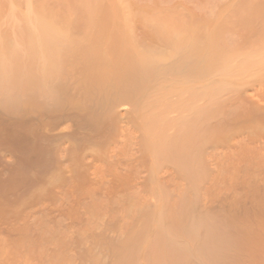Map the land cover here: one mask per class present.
Here are the masks:
<instances>
[{"label": "rangeland", "instance_id": "374dc122", "mask_svg": "<svg viewBox=\"0 0 264 264\" xmlns=\"http://www.w3.org/2000/svg\"><path fill=\"white\" fill-rule=\"evenodd\" d=\"M68 1L0 6V264H264V0Z\"/></svg>", "mask_w": 264, "mask_h": 264}, {"label": "bare ground", "instance_id": "6f19581e", "mask_svg": "<svg viewBox=\"0 0 264 264\" xmlns=\"http://www.w3.org/2000/svg\"><path fill=\"white\" fill-rule=\"evenodd\" d=\"M43 1H44V3H43ZM69 3H70V5H73V3H74V7L78 4H80L79 3V0H78V3H77V1L76 0H71V1H68ZM43 3V4H42ZM72 3V4H71ZM45 4V0H22V1H16V0H0V6H2V7H4V13H5V17H4V21H3V24L5 25H3L6 29H5V31L6 32H11L13 35L12 36H19V37H25V36H31V35H33V34H38L39 33V30H41V24H42V20H43V18H44V14H47L48 12H46L47 11V9H49V8H46L47 6H45L44 5ZM247 6V5H246ZM246 6H245V8H246ZM71 7V6H70ZM73 7V8H74ZM78 7V6H77ZM249 7V6H248ZM52 7H50V10H53V8L51 9ZM73 8L71 7V9L73 10ZM55 9V8H54ZM247 9V8H246ZM50 10H48L49 11V13L50 12H52V13H54L53 11H50ZM248 10V9H247ZM75 11V10H74ZM250 11V10H249ZM51 14V13H50ZM49 14V15H50ZM48 15V14H47ZM57 15H58V13H56V16L55 17H57ZM52 17V16H51ZM49 18H50V16H49ZM53 18H54V16H53ZM8 25V26H7ZM7 26V27H6ZM3 27V28H4ZM184 92V91H183ZM197 92V91H196ZM195 92V93H196ZM190 94H193L192 92L190 93ZM198 96H199V94H198ZM198 98V97H197ZM195 99V98H194ZM164 101V102H163ZM168 99H163L162 101H158V100H155V99H149L148 101H146L145 103H144V105L142 106V109H141V116H142V118L144 117V119H146L147 120V122H151V121H156V120H158L160 117H162L163 118V120H169L172 116H171V108H172V110L174 109V106L173 107H171L170 105H172L171 104V102L172 101H169ZM174 102V101H173ZM178 103V105H180L181 107H182V104L184 103H179V102H176V103H174L175 104V108H176V110L178 111H180V109H182V108H180L179 109V107H178V105H177V107H176V104ZM187 103H189V102H187ZM185 104V106H187V105H190L189 107H187L186 108V111L184 110L185 108H183L182 109V112L184 111V112H186V113H184V115L186 114H188L187 112H189V114H188V117H190V112L192 111L191 109L193 108V102H190L189 104ZM173 104V105H174ZM192 105V106H191ZM171 107V108H170ZM191 107V109H189ZM187 109H189V110H187ZM174 111L172 114H175L177 111ZM194 111V110H193ZM181 112V111H180ZM180 112H178L179 113V115H178V113L176 114V115H174V116H176L177 117V115H178V117H181V116H183L184 117V115H183V113L181 114ZM195 112V111H194ZM193 112V113H194ZM173 116V117H174ZM166 117V118H165ZM167 117L169 118V119H167ZM186 117V116H185ZM165 118V119H164ZM160 120V119H159ZM158 120V121H159ZM161 121V120H160ZM159 121V123L161 124V122L162 123H164V125H161V126H159L160 124L158 123V125L156 124V126H157V129H158V127L160 128V127H162V128H164V126H166L167 127V125L169 126V127H171L170 126V124H173V118L171 119V120H169V121H161L160 122ZM178 121V120H177ZM149 122V123H150ZM175 122V121H174ZM148 124V123H147ZM151 124V123H150ZM175 124V123H174ZM155 125V124H154ZM145 126V125H144ZM150 126L151 125H149L148 124V127L150 128ZM147 127V128H148ZM153 127V126H152ZM151 127V128H152ZM145 128V127H144ZM143 128V129H144ZM124 129V128H123ZM154 129H155V127H154ZM157 129L155 130V131H157ZM125 130H127L126 128H125ZM147 130V129H146ZM150 130H153V129H150ZM163 130V129H162ZM167 130H168V128H167ZM143 131H145V130H143ZM122 132H124V131H122ZM126 132H129V133H127V137H128V135H129V137L130 136H132L131 135V133H130V131H125L124 133H126ZM160 132V131H159ZM167 132H169V131H167ZM144 133H146V131L144 132ZM164 133H166V131L164 132ZM147 134V133H146ZM145 134V135H146ZM149 134V133H148ZM157 134H158V132H157ZM167 134V133H166ZM165 134V135H166ZM169 134V133H168ZM125 135V134H124ZM150 135H153V134H150ZM150 135H149V137H150ZM159 135V134H158ZM160 136V135H159ZM164 135H162V137H163ZM170 136V135H169ZM148 137V136H147ZM161 137V138H162ZM156 138V137H155ZM158 138V137H157ZM165 139V138H164ZM163 139V140H164ZM153 140H154V138H153ZM156 140V139H155ZM162 141V140H161ZM160 141V142H161ZM168 141H169V139H168ZM167 141V142H168ZM148 142V141H147ZM154 142V141H153ZM163 142V141H162ZM162 142L161 143H159V141H157V143L159 144V145H157V146H159L158 148L160 149V146H164V144H162ZM149 144H150V142H148ZM156 143V141L154 142V144ZM156 143V144H157ZM152 144V143H151ZM240 144H242L241 143V141H237V143H236V146L234 145V146H232L231 147V149H232V151H230L233 155H236L237 153H235V152H238V149L240 150L241 148H240ZM169 144H168V148H169ZM164 148V147H163ZM162 148V149H163ZM167 148V149H168ZM159 149H157V150H159ZM231 149H229V150H231ZM151 151H152V149H151ZM165 151H166V149H165ZM154 152H157L158 153V151H156V149H155V151ZM153 152V153H154ZM167 152V151H166ZM164 153V152H163ZM235 153V154H234ZM231 154V155H232ZM151 155V154H150ZM157 156V155H156ZM159 156V158L162 156V155H158ZM157 156V157H158ZM156 157V159H157V161H158V159L159 158H157ZM154 158V157H153ZM163 158V157H162ZM161 159V158H160ZM165 159H163V160H161V162L162 161H164ZM177 160V159H176ZM178 161V160H177ZM237 161V160H236ZM236 161H235V163H236ZM155 162V161H154ZM160 162V161H159ZM160 162V164H162ZM231 162H232V160H231ZM234 162V161H233ZM239 162V161H238ZM157 163V162H156ZM192 163H194V162H192ZM191 163V164H192ZM213 163H215V164H217V161H214ZM234 163V164H235ZM241 163V160H240V162H239V164ZM211 164H212V162H211ZM237 164V163H236ZM192 165H194V164H192ZM223 164L221 163V162H218V166H222ZM190 167V166H189ZM188 168V167H187ZM218 168H220V167H218ZM218 168H213V170L215 169L216 170V174H218L219 173V170H218ZM189 169V168H188ZM191 170H190V173H191V171L192 170H196L195 168H193L192 169V167L190 168ZM215 170H214V172H215ZM187 172H189V171H187ZM193 172V171H192ZM157 173V172H156ZM161 173V172H160ZM184 173H186L185 171H184ZM194 174H195V172H194ZM220 174V173H219ZM218 174V175H219ZM159 176H161V175H159ZM249 176V175H248ZM253 176H255V175H253ZM156 177H158V176H156ZM164 177V176H163ZM212 177V176H211ZM215 178H216V175L214 176ZM214 178V180L211 182V184H210V186H212V187H215L216 186V184H218L217 183V181H216V179ZM221 178V177H220ZM244 178V177H243ZM248 178V177H247ZM159 179V178H158ZM202 179V178H201ZM232 179V178H231ZM238 179V178H237ZM240 179V178H239ZM254 179V178H253ZM253 179H252V181H253ZM155 180H157V179H155ZM219 180V179H218ZM235 180V179H234ZM245 180H246V176H245ZM243 181V179L241 180V183L243 182V184H245V185H247V182L246 181ZM250 180H251V178H250ZM247 181H248V179H247ZM252 181H250V185L252 186L253 184H252ZM256 181V180H255ZM157 182H160V181H158L157 180ZM236 182L237 181H235V186H238V185H241V183H240V180H239V183L240 184H238L237 183V185H236ZM162 184H160L161 186L164 184L163 182H161ZM220 183V182H219ZM154 184H156V183H154ZM153 184V185H154ZM199 184V183H198ZM207 184V183H206ZM221 184V183H220ZM219 184V185H220ZM233 184H234V182H233ZM233 184H231L233 187H234V185ZM254 184H255V182H254ZM159 185V186H160ZM208 185V184H207ZM248 185H249V183H248ZM155 186V185H154ZM164 186V185H163ZM221 186V185H220ZM232 186H230L229 185V187H232ZM250 186V187H251ZM157 187H158V185H157ZM229 187H226V189L228 190V188ZM233 187H232V189H233ZM240 186H238V187H236V188H239ZM255 187V186H254ZM253 187V188H254ZM152 188V190H153V186L151 187ZM160 188V187H159ZM158 188V189H159ZM217 188V187H216ZM222 189H223V187H221ZM235 188V187H234ZM253 188H252V190H253ZM155 189H156V192L158 191V189L156 188V186H155ZM215 189V188H214ZM221 189V190H222ZM225 189V190H226ZM230 190V192L232 191L231 190V188H229ZM132 190V189H131ZM151 190V191H152ZM165 190V189H164ZM164 190H163V192H164ZM200 190V189H199ZM224 190V189H223ZM234 190V189H233ZM244 190V189H243ZM256 190V189H255ZM254 190V191H255ZM258 190V189H257ZM128 191V193H129V189L127 190ZM235 191V190H234ZM250 191H251V189H250ZM253 191V192H254ZM160 192V191H159ZM163 192H162V194H163ZM228 192V191H227ZM233 192V191H232ZM247 191H245V193H246ZM257 192V191H256ZM260 192V191H259ZM127 192H126V194H128ZM132 193V192H131ZM134 193H136V195H137V193L138 192H134ZM133 193V194H134ZM168 193V192H167ZM215 193V192H214ZM248 193V192H247ZM250 193V192H249ZM132 194V195H133ZM154 194H155V190H154ZM165 194H166V192H165ZM206 194V193H205ZM204 194V195H205ZM256 194H258V193H256ZM260 194V193H259ZM135 195V196H136ZM152 195V194H151ZM160 195V194H159ZM159 195H157V196H159ZM241 195V194H240ZM246 195V194H245ZM264 195V194H263ZM263 195H261V196H263ZM125 198H126V196L125 195H123ZM203 196V195H202ZM244 196V195H243ZM242 196V197H243ZM247 196V195H246ZM249 196H251V195H249ZM121 197V196H120ZM134 197V196H133ZM139 196H137V198H138ZM155 197V196H154ZM153 197V198H154ZM124 198V199H125ZM127 198H129L128 197V195H127ZM239 198H241V197H239ZM251 198H253L252 196H251ZM119 199V198H118ZM133 199V198H132ZM131 199V200H132ZM135 199V198H134ZM155 199V198H154ZM264 199V198H263ZM116 200V199H115ZM130 200V199H129ZM167 201H168V199H166ZM117 201V200H116ZM121 202H123L122 201V199L120 200ZM138 201V200H137ZM151 201H153V202H155L154 200H151ZM167 201H165V202H167ZM230 201V200H229ZM224 201V202H228V203H231V205H232V201ZM119 202V201H118ZM126 202H127V199H126ZM130 202V201H129ZM134 203H136V200H135V202ZM133 203V204H134ZM144 203H145V201H144ZM168 203V202H167ZM115 204V203H114ZM124 204V203H123ZM146 204V203H145ZM156 206H158V203L156 202ZM221 204L224 206V204L221 202ZM220 204V205H221ZM116 205V204H115ZM114 205V206H115ZM126 205V204H125ZM129 205V207L131 208V206H130V204H128ZM131 205H132V203H131ZM137 205V204H136ZM143 205V204H142ZM226 205V204H225ZM114 206H113V208H114ZM118 206H122V205H118ZM133 206V205H132ZM139 207H137V208H140V205H138ZM205 206V205H204ZM117 207V206H116ZM115 207V209H117ZM125 207V206H124ZM135 207V205L133 206V208ZM159 207V206H158ZM161 207V206H160ZM168 207V206H167ZM207 207V206H206ZM209 207V206H208ZM221 207V206H220ZM225 207V206H224ZM119 208V207H118ZM130 208H129V210H130ZM132 208V209H133ZM142 208V207H141ZM145 208V207H144ZM157 208V207H156ZM169 209L171 208V206H169L168 207ZM216 208V207H215ZM215 208H213L214 210H215ZM222 208V207H221ZM221 208H218V209H221ZM123 209V208H122ZM125 209H127V208H125ZM164 209V208H163ZM167 209V208H166ZM203 210L204 209H206L205 207L204 208H202ZM202 209H201V212H202ZM111 210V209H110ZM121 210V209H120ZM128 210V211H129ZM137 210V209H136ZM140 210V209H139ZM139 210H137V211H135L134 213H139L138 211ZM159 210V209H158ZM160 210H161V208H160ZM207 210V209H206ZM212 210V209H211ZM214 210H212V212H214ZM222 210V209H221ZM114 211V210H113ZM194 211V210H193ZM192 211V212H193ZM208 211V210H207ZM223 211V210H222ZM221 211V212H222ZM227 211H229V209L227 210ZM92 212H94V211H92ZM119 212V211H118ZM161 212H163V211H161ZM165 212H167V210L165 211ZM203 212H205V211H203ZM217 212H219V211H217ZM114 213V212H113ZM117 213V212H116ZM115 213V214H116ZM129 213V212H128ZM206 213V212H205ZM205 213H202V214H200V212H199V214H200V216L201 215H204V216H208V217H210L209 215H207V213H206V215H205ZM211 212H209V214H210ZM223 213H225V211L223 212ZM110 214H111V212H110ZM115 214H114V216H115ZM120 214L122 215V213L120 212ZM186 214V213H185ZM188 214V213H187ZM214 214H216V213H214ZM124 215V214H123ZM132 215V214H131ZM225 216H226V213L224 214ZM111 216H113V215H111ZM133 216V215H132ZM212 216V215H211ZM227 216H228V214H227ZM125 217V216H124ZM194 217H196V216H194ZM99 218H100V216H99ZM101 218H102V216H101ZM100 218V219H101ZM188 217H186L185 219H187ZM183 218H180L179 220L181 221V223H183L184 224V222H182L183 220H182ZM189 219V218H188ZM194 218H192V220H193ZM203 219V218H202ZM197 220V219H196ZM185 221H188V220H185ZM195 220H193V222H194ZM195 222H197V221H195ZM199 222H200V219H199ZM219 222V221H218ZM194 224V223H193ZM201 224V223H200ZM215 224H216V222H215ZM219 224V223H218ZM179 225V224H178ZM197 225V224H196ZM210 225H212L211 224V222H210ZM220 225V224H219ZM187 227H189V226H187ZM222 227H224V225H222ZM176 228V227H175ZM180 228H182V227H180ZM190 228V227H189ZM192 228L193 229H195L194 228V225L192 226ZM183 229H188V228H184L183 227ZM180 230H182V229H180ZM209 231V230H208ZM211 232H209L208 234H210ZM207 234V235H208ZM215 234V233H214ZM237 234V233H236ZM242 234V233H241ZM241 234H239L240 236H241ZM216 235V234H215ZM239 235H237V236H239ZM237 236H235V237H237ZM218 237H220V234H219V236ZM218 237L216 238V237H214V235H213V239L215 238V239H218ZM228 237V236H227ZM243 237V236H242ZM247 237V236H246ZM239 238V237H238ZM245 238V237H244ZM100 239V238H99ZM212 239V238H211ZM241 239H243V238H241ZM249 239V238H248ZM247 238H246V240H248ZM93 240V239H92ZM96 240V239H95ZM239 240V239H238ZM237 240V241H238ZM250 240V239H249ZM217 241V240H216ZM236 241V240H235ZM234 241V242H235ZM242 241V240H241ZM240 241V242H241ZM251 241V240H250ZM96 242V241H95ZM100 242V241H99ZM231 242V241H230ZM247 242H249V241H247ZM247 242H246V244H247ZM101 243V242H100ZM239 243V242H238ZM250 243V242H249ZM245 244L246 246H248L249 245V248H250V244ZM224 244V243H223ZM229 244H231V243H229ZM242 244H243V242H242ZM241 244V245H242ZM228 245V244H227ZM235 245L237 246L238 244H236L235 243ZM234 245V246H235ZM240 245V244H239ZM240 245V246H241ZM226 247V246H225ZM231 247V246H230ZM234 248V247H233ZM216 249H218V250H221V249H219V247L217 248L216 247ZM223 249V248H222ZM224 250V249H223ZM209 251V250H208ZM215 252H216V250H214ZM222 251V250H221ZM220 251V252H221ZM237 251H238V249H237ZM237 251H236V253L234 254V253H231L230 251H228V252H230L231 253V255L232 256H234V255H236V257L234 256L233 258L235 259V258H237V256H239L238 255V253H237ZM234 252H235V250H234ZM218 253V252H217ZM216 253V254H217ZM224 253H226V252H224ZM230 253H228V254H225L226 256L228 255L229 256V254ZM213 254H214V252H213ZM221 254L224 256V254L221 252ZM220 254V255H221ZM212 255V254H211ZM215 255V254H214ZM219 255V254H218ZM219 255V256H220ZM221 255V256H222ZM230 255V256H231ZM213 256V255H212ZM218 256V258H220ZM222 256V257H223ZM226 256H224V257H226ZM216 257V256H215ZM231 259V258H230ZM157 264V263H156Z\"/></svg>", "mask_w": 264, "mask_h": 264}]
</instances>
